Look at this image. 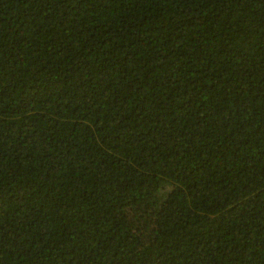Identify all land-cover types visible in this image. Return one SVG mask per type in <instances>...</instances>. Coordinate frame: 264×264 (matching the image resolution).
I'll return each instance as SVG.
<instances>
[{
	"label": "trees",
	"instance_id": "trees-1",
	"mask_svg": "<svg viewBox=\"0 0 264 264\" xmlns=\"http://www.w3.org/2000/svg\"><path fill=\"white\" fill-rule=\"evenodd\" d=\"M0 264H264V0H0Z\"/></svg>",
	"mask_w": 264,
	"mask_h": 264
}]
</instances>
